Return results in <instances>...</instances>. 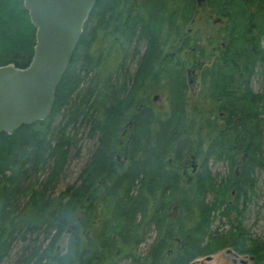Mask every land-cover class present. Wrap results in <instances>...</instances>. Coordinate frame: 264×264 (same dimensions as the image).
<instances>
[{"label": "trees", "instance_id": "1", "mask_svg": "<svg viewBox=\"0 0 264 264\" xmlns=\"http://www.w3.org/2000/svg\"><path fill=\"white\" fill-rule=\"evenodd\" d=\"M204 3L202 33L193 30L198 0L98 1L51 117L0 136V264L17 242L27 246L16 264H193L226 250L252 264L264 261V242L244 227L243 210L256 189L253 173L264 171V94L252 88L255 77L264 78V0ZM168 20L171 50L178 49L171 61L161 44ZM35 46L24 0H0V67L27 68ZM170 64L169 109L137 114L140 96L149 101L147 85L167 78ZM190 65L204 68V109L197 113L190 107ZM60 117L64 124L56 128ZM134 117L142 138L123 150L130 162L118 167L117 137ZM80 128L97 149L76 184L58 194ZM189 157L203 169L191 186L180 170ZM210 158L228 165L227 177L212 176ZM218 214L229 229H213Z\"/></svg>", "mask_w": 264, "mask_h": 264}, {"label": "water", "instance_id": "2", "mask_svg": "<svg viewBox=\"0 0 264 264\" xmlns=\"http://www.w3.org/2000/svg\"><path fill=\"white\" fill-rule=\"evenodd\" d=\"M98 1L24 0L36 29V46L27 68L12 64L0 67V136L12 135L51 116L58 87Z\"/></svg>", "mask_w": 264, "mask_h": 264}, {"label": "rangeland", "instance_id": "3", "mask_svg": "<svg viewBox=\"0 0 264 264\" xmlns=\"http://www.w3.org/2000/svg\"><path fill=\"white\" fill-rule=\"evenodd\" d=\"M202 0H199V10L197 12V16L195 19V24L193 26L194 32H202L204 33L206 31V20L208 18V12L209 10L207 9L205 3L200 4ZM203 2V1H202ZM177 52L176 50H169V53H171V57L168 58L170 61L175 57L172 56ZM198 75V74H197ZM200 77V74L198 75ZM194 87H192V91L190 92V100H191V109L193 113H197L199 111V107L204 109V104H201L199 101V96H200V90H201V82L198 80ZM252 88L256 94L263 95L264 94V78L261 76L255 77L254 80L252 81ZM159 94L160 98L158 97V101L156 104V108L160 111L165 108L167 109V104L166 101L164 100L166 96V92L161 91V92H156ZM155 94V95H157ZM155 95L151 96L150 100L155 97ZM160 100V101H159ZM203 114H207L206 109L203 110ZM64 124V119L62 117L58 118L55 122V127L56 128H62ZM79 138L81 139V142L78 144L77 147H75L72 151V156H74V160L70 167L68 168L67 172V178L64 180L62 183L61 187L57 190V193H62L64 190H66L69 186L76 184L77 178L79 174L81 173V170L83 166L86 164V162L89 159L90 154H93V148H91V143L90 140L86 137L87 135V128H80L79 129ZM69 133H73L71 130ZM80 150V154L77 153V151ZM91 151V152H90ZM75 154V155H74ZM80 156V157H78ZM191 164L189 165L188 168L181 166L180 170L181 173H186L187 176L193 177L192 169H194V166H197V164L194 161H189ZM189 162L187 164H189ZM207 167L209 168V171L211 172L212 176H220V180L224 179V177H227L229 174V169L228 165L226 163L222 162H216L213 158H210L207 161ZM200 168V166H199ZM239 170V169H237ZM200 171H203V169ZM199 174V172L197 173ZM201 174V173H200ZM253 178H256L257 184H256V189L254 194L252 193L249 195L250 202L246 204L244 202V227L250 231L252 237L256 241H261L264 242V171L261 169H256L255 173H253ZM213 200L212 196H208V201L211 202ZM246 204V205H245ZM246 206V207H245ZM172 214L175 215L178 210L174 209L173 211L171 210ZM219 215V218L215 221L213 225V229H216L217 226L220 228H223L222 230H227L229 229L228 226H226V221L225 219H221V215ZM155 238V235L149 234L147 237L146 242L140 247V256H144L146 252L149 250V246L153 243ZM27 244L25 243H16L14 247V251L11 255V259L6 263V264H16L22 257L25 251V247ZM249 256H241L240 257H235L232 254H229L226 251H222L216 255H213L212 260H208L207 258H201L198 259L197 261L193 262L194 264H235L233 263L234 260H236V264H241L242 261L248 262V264H252L250 261ZM128 264V263H124ZM259 264H264V261L259 263Z\"/></svg>", "mask_w": 264, "mask_h": 264}, {"label": "flooded vegetation", "instance_id": "4", "mask_svg": "<svg viewBox=\"0 0 264 264\" xmlns=\"http://www.w3.org/2000/svg\"><path fill=\"white\" fill-rule=\"evenodd\" d=\"M146 1L147 0H132V2L134 4H137V5H139V3H146ZM202 1L200 2V4L204 3V0H202ZM169 11L171 13V6L169 7ZM170 18H171V16H170ZM164 27L166 29L164 31H162L163 37H162L161 44H163V45L168 44V47L166 48L167 52H165V58L168 59L171 57V53H169V50H171V20L165 21ZM192 49L193 48H190L189 50L191 51ZM173 50L178 51L177 48L173 49ZM175 55H176V52L174 54H172L173 57ZM12 65H15V64H12ZM203 70H204L203 66H202V68H199V69H193L192 66L190 65L187 68L186 78H187L188 86H189L191 91H192V87H194L196 85L195 83L198 80L202 83V74L201 73H203ZM165 71L168 72L167 78H166L165 73L162 72L164 76L161 79V81H159V76H156V78L153 79L151 82V85H150L151 87L149 85H147V92H151V94H147V96H146L149 101L147 103H144L143 99L145 96L144 95L140 96V98L142 100L140 99V102L137 103V108H138L137 114H142L145 109H152V116H154V114L161 113V111L156 108L158 97L161 100V97L156 92H161V91L166 92V96H165L164 100L166 101V104H167V110L169 109L170 103H171V95H170L171 91H169V89L171 87V64L169 65V68L166 69ZM142 72L144 73V70H142ZM197 74L198 75L200 74V77ZM154 75H157V74L154 72ZM144 82H145V80L143 79L141 83L143 84ZM167 86L169 87V89ZM155 94H157V95H155ZM153 95H155V97H153V99L150 100L151 96H153ZM165 110H166V108H165ZM140 125H139V121L134 117L133 119H130L123 126L122 132L119 134V137H117V135H116L117 140H119V151L117 150L115 152V155H114V157H115L114 158V164L116 166L124 167V166H127L129 164L130 159L125 156V153L123 152V150L124 151L129 150L131 145H132V142L136 138H139V139L142 138L141 137L142 136V132H141L142 127H140ZM138 129H139V134L138 133L136 134ZM91 141H92L91 146L93 148L92 156H94L95 150L97 149L98 142L94 141V140H91ZM141 158L142 157H140V160H142ZM189 161H194L197 164H199L197 166H194V169H192L193 170L192 171L193 177L187 176V174L185 172L181 173L182 179H183V184H186V185L188 184L189 186H191V185L195 184L196 181L200 178V175H201L200 173H202V171H200V168L202 165H201V162H198V160L195 157H189V159H187L186 162H184V165H182V166L188 168L189 165L191 164V162H189ZM188 162H189V164H187ZM169 163L171 165V157L169 159ZM199 166H200V168H199ZM201 170H202V168H201ZM170 171H171V169H170ZM198 172H199V174H197ZM103 184H105V183H102L100 181L96 185L102 186ZM91 185L94 186L93 184H91ZM93 192L96 193V190H93Z\"/></svg>", "mask_w": 264, "mask_h": 264}, {"label": "bare ground", "instance_id": "5", "mask_svg": "<svg viewBox=\"0 0 264 264\" xmlns=\"http://www.w3.org/2000/svg\"><path fill=\"white\" fill-rule=\"evenodd\" d=\"M198 4H199V0H198ZM33 60V59H32ZM32 60H31V62H32ZM31 62H30V64H31ZM30 64H29V66H30Z\"/></svg>", "mask_w": 264, "mask_h": 264}]
</instances>
